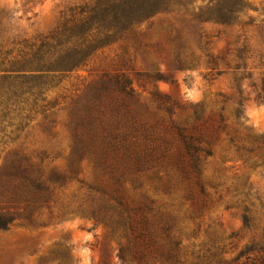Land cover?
<instances>
[{
	"label": "rangeland",
	"instance_id": "1",
	"mask_svg": "<svg viewBox=\"0 0 264 264\" xmlns=\"http://www.w3.org/2000/svg\"><path fill=\"white\" fill-rule=\"evenodd\" d=\"M83 12L85 22L69 24ZM82 43L88 56L78 67L53 61ZM243 47L248 52L240 59ZM20 51L28 53L26 62L9 64ZM48 54L50 63L32 61ZM236 64L255 67L241 82L242 94L233 82ZM37 67L50 71L34 72L38 78L22 97L37 98L38 107L19 126L12 115L1 120L0 165L17 150L42 160L45 178L60 179L48 207L36 212V225L16 221L0 230V264H127L116 255L119 237L79 210L89 204L88 186L109 177L73 148L70 129L76 102L117 75L129 82L128 103L139 113L177 121L197 109L217 125L208 139L211 154L190 178L203 189L194 186L196 206L186 182L172 173L125 183L135 187L131 194L153 201L155 219L168 221L179 260L264 259V154L242 155L235 145L264 139V101L248 94L250 84L264 86V0H0V74ZM162 98H177L182 107L169 113Z\"/></svg>",
	"mask_w": 264,
	"mask_h": 264
},
{
	"label": "trees",
	"instance_id": "2",
	"mask_svg": "<svg viewBox=\"0 0 264 264\" xmlns=\"http://www.w3.org/2000/svg\"><path fill=\"white\" fill-rule=\"evenodd\" d=\"M83 14L73 17L69 24L85 22L88 15ZM177 38L181 39V36ZM49 39L53 40V37ZM178 45L180 50L185 48L184 43ZM88 47L82 43L78 49L55 57L53 61L73 69L86 60L88 54H84V49ZM240 52V59H244L248 49L243 47ZM27 55L20 51L8 63L15 66L21 61L26 62ZM48 55H33L32 61H37L34 63L38 65L43 61L50 63L54 56ZM207 56V63L214 64L215 59L209 54ZM38 67L4 70V74H0V123L12 115L9 119H18L13 125L19 126L28 113L38 107L37 98L29 103L28 99L22 97L26 93L23 90L26 84L38 78L34 72L50 71ZM253 68L248 64L235 65L233 82L238 93L243 92L241 82L253 77ZM250 86L252 89L248 94L253 92L256 101H264V86L260 89L254 83ZM87 93L82 101L76 102L71 112L73 148L88 157L94 168L107 173L109 178L88 186L89 204L79 205V210L90 218L105 222L119 237L116 255L122 263L183 264L179 260L178 242L167 233L170 228L168 221L161 216L155 219L152 214L153 201L144 193L131 194L135 187L130 190L125 183L147 173L161 174L165 178L172 173L186 182L187 196L196 206L194 186L201 194L203 189L197 181L191 183L190 178L197 177L201 161L211 154L208 139L217 125H214L211 117L202 115L197 109L190 116L177 121L139 113L129 105L132 89L120 75L104 77ZM160 101L169 113H172L170 108L173 105L182 107L177 98L172 100L173 103L169 102L170 98ZM231 141L234 142V138ZM235 145L242 155L264 154L263 138L250 137L246 143ZM41 161H34L16 150L0 165V230L8 229L16 221L36 225V212L48 207L56 188L54 183L60 178L57 174L53 178H45ZM241 257L231 261L209 260L205 264H264V259L259 257L247 255L245 260H241Z\"/></svg>",
	"mask_w": 264,
	"mask_h": 264
}]
</instances>
